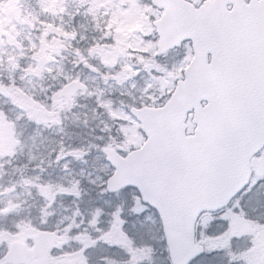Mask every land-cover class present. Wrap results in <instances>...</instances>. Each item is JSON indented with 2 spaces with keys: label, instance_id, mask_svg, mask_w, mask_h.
Here are the masks:
<instances>
[{
  "label": "water",
  "instance_id": "water-1",
  "mask_svg": "<svg viewBox=\"0 0 264 264\" xmlns=\"http://www.w3.org/2000/svg\"><path fill=\"white\" fill-rule=\"evenodd\" d=\"M229 1L207 0L196 8L186 0H150L162 10L153 22L155 57L186 41L193 57L162 106L130 108L145 136L141 147L125 156L103 149L114 170L106 191L133 188L156 211L171 264H189L204 253L195 242L198 218L225 208L248 185L250 161L264 148V27L255 25L264 18L256 17L254 5L234 2L227 11ZM78 91L87 86L76 80L62 94L71 98ZM0 96L9 98L3 86ZM190 113L195 128L186 134ZM32 240L30 248L12 241L6 263L48 264L57 235L38 231Z\"/></svg>",
  "mask_w": 264,
  "mask_h": 264
},
{
  "label": "rangeland",
  "instance_id": "rangeland-1",
  "mask_svg": "<svg viewBox=\"0 0 264 264\" xmlns=\"http://www.w3.org/2000/svg\"><path fill=\"white\" fill-rule=\"evenodd\" d=\"M191 1L199 3L201 0ZM67 2H85L90 5L91 11H95V15H99L101 11L105 12L101 13L102 15H110L109 27L112 29L114 44L104 50L102 60L99 61L107 62L111 66L106 71L114 73L115 81L104 82L98 76L88 74L85 78L88 83L86 84L89 85L86 97L90 98L96 93L99 97H107L108 101L104 100L100 105L121 125L120 147L123 152L137 148L141 145L142 138L137 123L128 114L129 106L133 102L134 104L141 102L143 105L161 103L171 92L175 80L181 77L190 59L188 56L183 59L168 54L161 67L153 63L156 41L151 20L157 15L150 5L143 3L141 7L138 6L143 0H0V85H4L11 95L9 101L0 98V107L8 106V113L14 114L18 120L25 118L26 122H32L37 128L48 133L53 131L60 134L57 129H60L61 125L56 112L61 106V101L58 100L59 92H53L50 98H46L41 76L51 66L42 67L39 61L44 57H50L54 54L51 53L54 52L52 49L59 47L56 38L59 37L60 31L58 25L52 23ZM9 8L13 9L11 14L8 13ZM48 19L53 21L47 24L50 21ZM52 39L55 40L54 44ZM168 61L171 67L166 70L162 64L165 65ZM29 91H38V95L48 102L47 105L41 106L38 100H31L27 94ZM120 95H126L127 103L122 105V102L117 105L118 107L114 106L112 96L118 98ZM15 122L0 111V157L9 156L18 149L20 141ZM188 131H192L190 117ZM252 168L254 170L252 183L264 178V152L253 159ZM55 174L59 176L58 171ZM22 175L23 171L20 174L17 172V178L12 182L0 184V217L5 218L4 214L7 212L19 213V210L15 209L19 208L27 192L36 193L46 201L51 200L53 196H59L58 199L62 200L66 197L64 193L69 190H65V184L75 185L70 173L57 177L61 185L56 186L61 188L55 190L49 189L46 182L36 183L43 180ZM134 204V213L139 214L146 209L139 198L134 199ZM216 222L225 223L226 229L215 235L207 234L209 226ZM36 231L38 229L29 223L18 230L0 229V252L6 253L10 242L14 240L30 246L32 235ZM200 236L201 243L210 250L222 249L230 252L240 264H260L259 259L264 247V223L246 218L237 202L220 215H206L200 223ZM125 237V234L121 235L114 229L104 236V242L106 244L115 241L126 242L128 240ZM59 240L64 244L51 256L50 264H61L76 257L81 258L79 264H87L83 255L90 240L70 230L62 232ZM4 255L0 259V264H6Z\"/></svg>",
  "mask_w": 264,
  "mask_h": 264
},
{
  "label": "trees",
  "instance_id": "trees-1",
  "mask_svg": "<svg viewBox=\"0 0 264 264\" xmlns=\"http://www.w3.org/2000/svg\"><path fill=\"white\" fill-rule=\"evenodd\" d=\"M27 94L31 100H38L41 106L48 103L38 95V91ZM115 98L112 97L113 100ZM117 99L113 104L127 103L121 97ZM97 103L94 97L81 96L73 103L60 104L61 110H56L60 134L37 128L25 118L18 120L14 114L8 113V106L0 107L9 120L16 121L15 129L20 141L16 152L0 157V184L12 182L17 178V172L20 174L22 171V176L43 180L36 183L46 182L52 190L61 188L56 186L61 183L57 181L61 174H72L75 182V185L65 184V190H69L62 200L53 196L46 201L36 193L27 192L19 208L15 209L19 213L0 217V229L18 230L29 223L37 229L53 230L58 236L70 230L91 241L83 255L87 264H170L157 214L147 207L139 214L133 212L134 199L138 198L134 189L127 188L113 194L105 190L104 183L112 169L104 159L102 148L120 145L121 130L117 120ZM253 191L256 192L255 198H260L254 210L244 202ZM241 199L240 207L246 217L260 220L254 212L264 214V180L245 192ZM114 229L121 235L125 234L128 241L106 244L104 236ZM225 229L224 223H212L207 234L215 235ZM196 237L201 242L200 226ZM3 254L0 252V259ZM238 263L230 252L206 248V253L192 264Z\"/></svg>",
  "mask_w": 264,
  "mask_h": 264
},
{
  "label": "flooded vegetation",
  "instance_id": "flooded-vegetation-1",
  "mask_svg": "<svg viewBox=\"0 0 264 264\" xmlns=\"http://www.w3.org/2000/svg\"><path fill=\"white\" fill-rule=\"evenodd\" d=\"M188 1L197 7L206 0H201L199 3H194L191 0ZM143 2L148 3L149 0H144ZM234 2L238 5H254L256 13L260 15L256 17L258 19H261V17L264 18V0H230L226 3V10L231 11L235 5ZM141 5V3L138 4L139 7H141ZM153 10L156 12V18L160 17L162 11L157 8H153ZM101 13L105 12L101 11L99 15H95V11H91L90 5L85 2H67L66 5L63 6L62 10L59 11L56 21L60 31L59 37L56 38L59 42V47L57 49H52L54 52L51 53L54 54L47 57L45 66H51V68L48 69L43 76H41V85L45 90L47 98H50V94H53V92H59L58 100L61 101L60 104L64 103V101L66 103H73L77 101L80 97V93L76 94L73 98L67 99L61 94L62 88L66 84L70 83V81L82 80L87 83L85 78L88 74L98 76L102 81L109 80L110 83L115 81L114 73L106 71L111 68V66H109L107 62L99 61L102 60L104 50L114 44L112 29L109 27L110 15H102ZM156 18L152 17L153 20ZM153 20H151V25ZM255 25L263 28L264 22L260 21L255 23ZM52 41L54 44L55 40L52 39ZM155 41L157 42L156 33ZM168 54H174L183 59L188 56L191 59L192 51L190 43H183L178 48L168 51L162 57L157 58L153 55V63H157L161 67V63H163L165 60L164 58ZM106 56L109 57V55ZM99 62L103 64V66H101V64L99 65ZM162 66L168 70L171 67V64L168 61L165 65L162 64ZM182 75L183 71L181 78ZM177 80H175L174 85ZM123 96L125 97L126 95ZM92 97H94V99L96 98L99 102H102L98 93L93 94ZM125 100L127 101V98ZM140 104L141 102H138L134 105L139 107ZM141 138L143 142V134H141ZM116 149L123 152V149L119 145Z\"/></svg>",
  "mask_w": 264,
  "mask_h": 264
}]
</instances>
